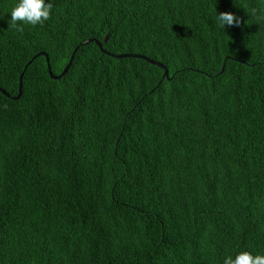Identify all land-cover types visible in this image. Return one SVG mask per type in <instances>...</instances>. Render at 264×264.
<instances>
[{
  "label": "trees",
  "instance_id": "obj_1",
  "mask_svg": "<svg viewBox=\"0 0 264 264\" xmlns=\"http://www.w3.org/2000/svg\"><path fill=\"white\" fill-rule=\"evenodd\" d=\"M16 2L0 0V264L264 254V0H52L21 28Z\"/></svg>",
  "mask_w": 264,
  "mask_h": 264
},
{
  "label": "clouds",
  "instance_id": "obj_2",
  "mask_svg": "<svg viewBox=\"0 0 264 264\" xmlns=\"http://www.w3.org/2000/svg\"><path fill=\"white\" fill-rule=\"evenodd\" d=\"M52 0H17L10 12V24L17 28L22 25H43L52 14ZM19 22V23H17ZM240 17L232 12L215 13L214 23L220 28L238 26ZM222 264H264V254H255L243 250L234 254H227Z\"/></svg>",
  "mask_w": 264,
  "mask_h": 264
},
{
  "label": "water",
  "instance_id": "obj_3",
  "mask_svg": "<svg viewBox=\"0 0 264 264\" xmlns=\"http://www.w3.org/2000/svg\"><path fill=\"white\" fill-rule=\"evenodd\" d=\"M41 54H44V55L46 56L47 64H48V69H49V73H50V75H51L53 78H57V79L60 78L62 75H64V74L68 71V69L70 68V66H71V64H72L73 56L71 57L69 63L65 66L64 70L62 71V73L59 74V75H54L53 72H52V70H51V66H50V61H49V56H48V54H47L46 52H43V51H42V52H40L38 55H41ZM131 55L134 56V57L143 58V59H145V60H147V61H149V62H151V63H154V64H156V65H158V66H160V67H164V68H165L164 75H165V76H168V75H169V70H168V68H167L162 62H159V61H157V60H154V59H152V58H150V57H148V56H145V55H143V54H138V53H137V54H131ZM117 56H119V57H123V56H128V54H120V55H117ZM29 63H30V62H29ZM29 63H28V64H29ZM27 66H28V65H27ZM24 72H25V71H23V73L20 75L19 95L16 96V98L19 97V96L21 95V90H22V86H23V76H24ZM0 90H1L3 93L9 95V94L6 92V90H4L1 86H0Z\"/></svg>",
  "mask_w": 264,
  "mask_h": 264
}]
</instances>
